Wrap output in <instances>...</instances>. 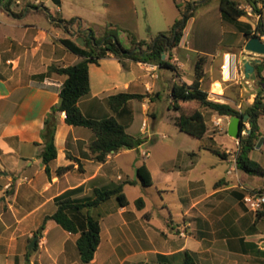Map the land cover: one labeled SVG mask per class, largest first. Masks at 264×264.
I'll list each match as a JSON object with an SVG mask.
<instances>
[{"label": "crops", "instance_id": "1", "mask_svg": "<svg viewBox=\"0 0 264 264\" xmlns=\"http://www.w3.org/2000/svg\"><path fill=\"white\" fill-rule=\"evenodd\" d=\"M102 3L105 14L112 15L104 18L105 23L116 22L131 29L137 40L154 37L150 36V31L144 36L139 34V26L134 20L138 18L136 0H102ZM66 4V0H12L11 11H6L0 4V9L6 12L4 18L0 17V201H4L2 193L5 188L10 186L14 191L10 202L0 204V264H83L76 249L80 232H67L55 223L54 229L60 236L50 244L46 239V234L50 232L46 224L53 220H47L38 234L37 230L45 217L56 211L55 199L59 196L69 194L71 198H82L90 196L94 188L104 189L122 184L125 192L126 187L141 186L125 182L136 179L135 168L143 163L150 172L151 186L155 184L152 168L141 158V152L148 151L151 155L160 126L172 125L179 131L175 125L179 113L173 111L169 94L175 83H192L198 54L207 56L202 87L207 91L208 99L240 107L242 111L253 103L256 95V89L252 87L254 77L248 78L249 85L244 81L225 82L221 78L222 55L235 52L226 49L211 55L191 48L185 40L186 27L178 47L167 55L177 67V76L157 65L128 59L124 60L123 67L112 54H107L98 63H89V92L80 98L78 107L88 118L102 120L115 117L127 133L139 137L143 143L136 149H121L111 153L105 162H97L89 150V143L95 138L93 132L86 127L67 125L64 122L65 113L56 112L53 114L57 122L54 133L56 158L48 164V176L40 158L43 151L41 131L47 114L51 113V108L60 97L61 85L66 78L51 69L71 66L82 60L68 51L60 39L68 38L80 45L82 39L78 36V30L91 28V22L83 16L71 10L68 14L64 13ZM40 11L43 15L39 14ZM262 17L264 20V10L258 21ZM70 19L75 21L68 30L58 21ZM131 20L134 22L127 24ZM258 21L249 15L240 17L234 23L222 21L238 34L241 68V62L248 54L244 50V32L253 31ZM103 32L100 27L94 35L100 37ZM262 37L260 39L263 41ZM190 52L196 53L193 59ZM252 58L256 57L252 55ZM119 93L141 94L145 97L129 100L119 112L112 113L107 99ZM201 111L205 117L210 110ZM210 112L215 119H225L228 129L232 117ZM138 115H142V121L136 132L132 133L130 130ZM143 123L145 127H142ZM260 133L264 139L263 133ZM206 136L210 137L207 131L190 150H175L173 170L178 175L176 182L167 178L168 175L163 173L164 167H159L163 173L158 175L162 186L159 192L178 194L177 199L181 204L178 218L182 226L190 228V234L185 236L180 233L178 237L173 233L168 234L172 246L162 252L155 251L154 255H146L148 251L145 249L133 251L132 246H128L130 233L134 230V236L138 238L136 241L143 243V228L157 227L156 223L153 218L142 222L141 215L128 209L129 204L118 207L114 200L111 201V210L96 215L101 225L100 244L90 264H181L184 251L195 253L199 264H215L214 260L239 264L240 260L252 259L249 254L254 251L264 256V241L260 246L255 241L264 238V231H261L264 228V216L257 217L255 212L242 204L243 188H259L261 183L244 172L243 177L236 171L231 172V159L225 155L219 157L227 163L225 168L222 166L223 175L214 183L213 189L206 192L199 175V155L202 151L210 152L209 147L216 146L215 138L210 137L211 140L206 141ZM59 167H69V170L58 175L56 171ZM194 173L196 176H193ZM180 181L181 185L178 183ZM240 182L242 185L237 187ZM208 196L218 197L223 203L205 207L203 203ZM141 198L144 201L143 208H136V199L134 207L145 212L149 203L144 197ZM162 207H166L165 202ZM117 214L123 216L119 226L126 231L125 241L117 237L120 233L116 223ZM71 216L76 220L79 230L83 229V218L76 214ZM157 216L162 217L161 214ZM40 219L42 223L39 227ZM102 222H106V236L103 234ZM31 236L43 237L46 241L38 255L29 251L34 237L26 246Z\"/></svg>", "mask_w": 264, "mask_h": 264}, {"label": "trees", "instance_id": "2", "mask_svg": "<svg viewBox=\"0 0 264 264\" xmlns=\"http://www.w3.org/2000/svg\"><path fill=\"white\" fill-rule=\"evenodd\" d=\"M173 1L179 9L180 18L171 25L170 29L167 32H159L149 40H137L132 32L125 30L130 42L129 47L122 45L118 36L114 33L115 28L111 24L106 25V29L100 37H96L91 28L79 29L78 36L83 40V45H79L68 38L60 39V43L68 51L80 56L82 60L71 66L51 69V71L64 75L66 78L59 92V95L63 98L62 105L59 109L51 108V113L47 114L41 131L43 151L40 158L48 176L50 173L48 164L56 158L54 133L57 122L53 115L56 112L65 113L64 122L67 125L86 127L93 132L95 138L89 143V150L97 162H105L107 156L111 153H116L121 149H136L143 143V140L139 137L127 133L125 127L113 116L102 120L85 117L78 107V101L89 92V63H98L107 54H112L123 67H125L124 60L128 59L134 62L157 65L159 68L167 69L177 76V67L169 61L167 55L172 49L178 47L187 21L192 17L195 3L180 5L176 0ZM244 1L253 10H257L256 5L262 0ZM0 4L6 11H11L12 0H0ZM218 8L224 23H234L240 17L246 16V12L240 6L238 0H218ZM58 21L68 30L75 19ZM263 35L264 25L261 21H258L253 31L244 32V41L246 42L253 36L261 37ZM206 63L207 56L198 54L194 65L192 83H175L171 88L169 94L171 107L179 113L175 121L176 127L180 132L190 137L201 139L207 131L206 120L201 110H210L219 116L239 117L241 123L236 152L237 169L248 176L264 178V168L250 158V152L255 149L262 136L258 120L264 116V88L260 87L257 90L253 103L242 111H238L235 107L225 103L211 101L208 99L207 91L202 87L206 74ZM263 70L264 55L261 62L254 67L255 78L262 77L261 73ZM144 97L145 95L141 94L119 93L108 97L107 104L112 113H117L129 100H141ZM244 116H247L246 121H243ZM246 123L248 124L247 133L242 135L241 132L246 128ZM211 152L219 157H225L224 153H220L217 150H211ZM68 170L69 167H59L56 173L59 175ZM135 175L136 179L125 182V184H140L142 187L152 185L150 172L144 163L135 168ZM68 195L64 194L55 199L56 211L52 215L45 217L36 234L44 228L47 220H53L67 232H80V236L76 241V249L80 261L83 264H90L100 244L101 233L100 218L94 216L91 210L112 198L116 201L118 207H126L128 200L123 192L122 184L111 188H94L92 194L88 197L71 198ZM135 206L139 210L143 208L144 201L141 197L135 200ZM72 214L83 218L85 221L83 229L79 230L76 220L71 216ZM256 214L257 217L264 216L263 212ZM181 264L199 263L195 253L184 251Z\"/></svg>", "mask_w": 264, "mask_h": 264}, {"label": "rangeland", "instance_id": "3", "mask_svg": "<svg viewBox=\"0 0 264 264\" xmlns=\"http://www.w3.org/2000/svg\"><path fill=\"white\" fill-rule=\"evenodd\" d=\"M45 1V0H43ZM68 4L64 6V13H69L71 10L72 13H77L80 16H83L85 19L91 22V29L97 33L100 30V27L103 31L106 29V25H112L115 28L114 33L118 36L119 41L122 43L123 46L129 47L130 42L127 36L128 32H132L131 29L122 26L116 22H106L104 18L107 16H112L110 13L105 14L104 12V5L102 0H66ZM180 5H184L185 3H195L193 6V14L192 17L187 21L186 24V35L185 40L188 41L191 48L195 50H203L208 54H215L218 50H226L229 49L235 52L239 59V48L237 43V35L236 31L231 29L227 24H224L220 18V12L218 9V0H176ZM240 6L245 9L248 5L244 0H238ZM52 3L49 4L51 6ZM136 8L138 12V18L134 19L138 24V31L140 36H144L147 31H150V36H156L158 32H167L171 25L180 18L179 9L175 6L173 0H136ZM40 15H43V12H39ZM6 12L3 9H0V17L4 18ZM45 20V18H44ZM134 20H131L130 23L132 24ZM261 22L264 25L263 17L261 18ZM100 26V27H99ZM235 33V34H234ZM264 36V35H263ZM263 41H264V37ZM192 59L196 56L195 52H190ZM256 58L262 59L263 56H257ZM262 77H254V84L252 85L253 88L257 90L260 87L264 88V72L261 73ZM209 100L213 101L212 98ZM215 102H219L215 100ZM164 103V102H163ZM220 103V102H219ZM175 111V110H173ZM176 112V111H175ZM161 115V112H159ZM212 112H208L205 114V120L207 122V135L214 137V141L216 142V146L209 147L210 152L211 150H217L220 153H224L228 155L231 159L235 156L237 149H238V140L228 136L227 133V121L222 119L219 126L214 125V121L216 120L211 116ZM165 115V114H164ZM163 115V116H164ZM136 121L134 127L130 130V132L135 133L137 128L139 127L142 121V115H138L136 117ZM246 128L248 126L246 125ZM259 128L260 131L264 135V116L259 120ZM156 139L157 143L153 150H151V155L146 158L141 156V158L145 159L146 163L150 165L152 168V172L156 179V182L153 186L149 187H142V186H135V187H126L125 195L128 200V208L131 212L137 215H141V220H149L153 218L154 223H156L157 227H146L143 230L145 231V238L143 239V243L137 242L138 239L134 236V230L130 233V243L128 246L131 245L134 250L142 251L145 249L147 252L146 255H154V252H162L165 251V248L172 246V242L170 243L169 239L167 238L168 234H175L178 237L180 233L183 232L185 236H188L189 227H185L181 225V221L179 220L178 216L180 214V207L181 204L178 201L177 197L178 194L172 192H159V189L162 188L160 184V173L159 167H164V172L168 176L169 180H176L178 179V175L176 171L173 170V166L175 164V156L174 152L176 149L180 150H190L192 145L198 143V140L186 135L183 132L177 131L172 125L170 126H160V130L157 131ZM164 135V138L161 136ZM206 141H209L210 137L206 136ZM210 139V140H211ZM264 139L260 143L258 148H255L250 152V158L258 162L264 168ZM146 148V147H143ZM207 151H202L199 155V175L202 177L204 182V187L206 192H210L213 189V185L220 176L223 175V165L224 168L227 165L226 162H223L219 156L210 153ZM212 166V167H210ZM201 172V173H200ZM239 176L243 175V172L239 169L236 170ZM162 173V174H163ZM161 174V175H162ZM193 176H196L194 173ZM243 177V176H242ZM252 179H256V181H260L259 188L264 187V178L260 177H252ZM179 181V180H178ZM263 181V182H262ZM181 185V181L178 182ZM217 184V183H216ZM251 185L252 183H247ZM242 183H237V187H240ZM179 188V187H178ZM177 188V189H178ZM257 187H255L256 189ZM181 190V189H179ZM13 188L7 187L3 190L4 201H0L1 203H8L10 202L11 197L13 196ZM138 197H144L148 204V210L144 212V210L138 211L134 207V200ZM111 201H114L112 198L110 201L106 202L105 204L100 205L97 208L91 210L93 215L97 214H104L106 211L111 210ZM163 202L166 203V207H162ZM218 203H223L219 201L218 197L208 196L206 201L203 203L205 207L208 205H217ZM243 204V203H242ZM152 207H151V206ZM162 207V208H161ZM239 208V205H237ZM53 208V206L51 207ZM237 208V209H238ZM47 210H49L47 208ZM122 213V212H121ZM161 214L162 217L157 216ZM172 217V218H169ZM122 214L116 215V223L118 224V229L120 233L118 234V238L121 241H125V229L120 225L122 222ZM42 223V219H40L38 226L40 227ZM55 222L49 221L46 224V228L50 230L49 233L46 234V239L52 244L56 241V239L60 236L57 232V229H54ZM145 225V224H144ZM162 225V226H161ZM264 227V222L263 225ZM262 227V228H263ZM103 234L106 236L107 229H106V222H102ZM61 230V228H58ZM182 229V230H181ZM62 231V230H61ZM264 231V228L261 230ZM136 234V233H135ZM34 236H31L27 242L26 246H28L33 239ZM135 239V240H134ZM177 240V239H176ZM257 244L260 246L262 245L261 242L264 241V238H259L257 240ZM255 243V242H254ZM1 244V242H0ZM180 244V243H179ZM2 245V244H1ZM0 245V246H1ZM46 245V241L43 237L37 238L34 246L29 249L31 253H35L36 255L40 254ZM126 245V244H125ZM27 250V248H26ZM2 250H0L1 252ZM132 251V252H133ZM198 255V254H197ZM252 259L244 261H238L239 264H264V256H259L261 254L255 253L252 254ZM226 262H221L219 260H214L213 263L215 264H227ZM212 263V262H209ZM229 264H234L233 261L229 262Z\"/></svg>", "mask_w": 264, "mask_h": 264}, {"label": "built area", "instance_id": "4", "mask_svg": "<svg viewBox=\"0 0 264 264\" xmlns=\"http://www.w3.org/2000/svg\"><path fill=\"white\" fill-rule=\"evenodd\" d=\"M257 10H253L251 6L248 5L247 8H245L246 15L254 16L256 20L258 21L261 17V12L264 10V0L259 1L257 3ZM247 54V57H245V60H251L252 55L253 57L255 54L249 53L245 51ZM242 64V62H241ZM243 67L240 66V61L238 55L234 53H224L222 55V63L220 66L221 71V78L225 82H238V81H244L245 84L249 85L248 77H246L243 73ZM238 111H241L240 107H235ZM222 121V118L219 117L214 121V125L219 126L220 122ZM248 126V124H245ZM142 127H145V123L142 124ZM248 128H245L241 134L245 135ZM141 156L148 157L149 153L148 151H142ZM231 166L230 171L235 172L237 170L236 166V154L233 156L230 160ZM244 194L242 197V203L251 211L258 213L263 212L264 213V187L256 188V189H244ZM183 235V232H182Z\"/></svg>", "mask_w": 264, "mask_h": 264}, {"label": "water", "instance_id": "5", "mask_svg": "<svg viewBox=\"0 0 264 264\" xmlns=\"http://www.w3.org/2000/svg\"><path fill=\"white\" fill-rule=\"evenodd\" d=\"M80 40V39H79ZM80 45H83V41L81 40ZM244 50L253 53L257 56H263L264 55V41L260 39L258 36H253L249 38L244 46ZM164 58V56H163ZM261 62V59L259 58H254L251 60H242V67H243V73L246 77H253L254 76V67L256 64H259ZM63 98L60 96L58 98L57 103L54 105L56 109H59L62 105ZM247 120V116L243 117V121ZM240 123L241 119L239 117H232L231 121L228 125L227 133L230 137L238 140L239 138V131H240ZM263 137H261L256 145L255 148H258L260 146V143L262 142ZM37 236L34 237L32 240L31 244L29 245V248H32L34 246Z\"/></svg>", "mask_w": 264, "mask_h": 264}]
</instances>
